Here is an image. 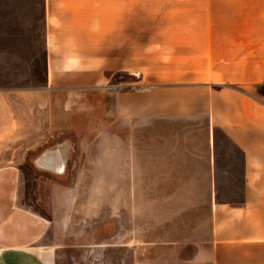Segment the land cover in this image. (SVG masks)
Instances as JSON below:
<instances>
[{"label":"crops","instance_id":"0c3cea01","mask_svg":"<svg viewBox=\"0 0 264 264\" xmlns=\"http://www.w3.org/2000/svg\"><path fill=\"white\" fill-rule=\"evenodd\" d=\"M43 9L44 83L0 87V264H57L47 234L60 223L59 206L74 203L82 171L60 184V200L54 179L72 174L77 145L96 144L64 134L71 117L97 110L107 117L102 133L117 144L125 134L109 121L154 130L162 120L207 117L241 152L244 198L219 204L210 247L196 262L204 263L207 250L212 264H264V0H183L182 22L150 26L142 9L129 12L128 0H43ZM121 72L139 87L111 85ZM151 139L146 173L198 172V152H152ZM29 155L53 182L51 217L21 200ZM94 163L103 180V156Z\"/></svg>","mask_w":264,"mask_h":264},{"label":"rangeland","instance_id":"374dc122","mask_svg":"<svg viewBox=\"0 0 264 264\" xmlns=\"http://www.w3.org/2000/svg\"><path fill=\"white\" fill-rule=\"evenodd\" d=\"M128 7L129 12L143 10L146 26L183 21V0H128ZM44 43L43 0H0V87L42 85ZM110 84L123 90L139 87L136 78L122 76ZM85 113L71 115L70 130L64 136L96 144L85 149L77 145L69 163L72 174L63 181L53 178L60 200V184H70L76 170L82 171L74 203L59 206L60 223L47 234L46 240L56 245L57 264H198V252L211 244L216 208L243 201L239 149L222 131L211 130L205 116L162 120L154 130L130 129L109 121L107 126L125 134L117 144L102 133L104 112ZM153 137L157 139H151L156 143L151 145L152 152L160 148L165 154L198 152L194 158L198 172L184 176H155V170L146 173L144 153L150 150L146 143ZM96 156L104 159L103 169L99 166L103 180L94 163ZM30 158L23 165L21 200L51 217L53 182L38 173ZM208 252L201 264H212Z\"/></svg>","mask_w":264,"mask_h":264},{"label":"trees","instance_id":"16d2710c","mask_svg":"<svg viewBox=\"0 0 264 264\" xmlns=\"http://www.w3.org/2000/svg\"><path fill=\"white\" fill-rule=\"evenodd\" d=\"M119 76H122L124 79H132V78H135L133 75H130V74H128V73H119V74H114V75H111V77H112V80H114V78H116V77H119ZM216 130H220V129H218V128H215V131ZM221 131V130H220Z\"/></svg>","mask_w":264,"mask_h":264},{"label":"bare ground","instance_id":"6f19581e","mask_svg":"<svg viewBox=\"0 0 264 264\" xmlns=\"http://www.w3.org/2000/svg\"><path fill=\"white\" fill-rule=\"evenodd\" d=\"M58 166V165H57Z\"/></svg>","mask_w":264,"mask_h":264}]
</instances>
